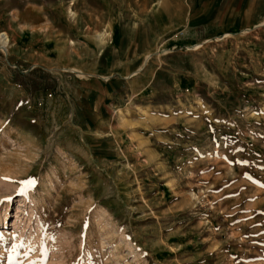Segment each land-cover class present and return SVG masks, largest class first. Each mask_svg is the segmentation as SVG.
<instances>
[{
    "label": "rangeland",
    "instance_id": "rangeland-1",
    "mask_svg": "<svg viewBox=\"0 0 264 264\" xmlns=\"http://www.w3.org/2000/svg\"><path fill=\"white\" fill-rule=\"evenodd\" d=\"M158 1L0 0V264H264V17L159 38L156 58L191 52L172 57L191 61L178 90L126 100L101 145L83 138L73 76ZM32 68L69 90L8 79Z\"/></svg>",
    "mask_w": 264,
    "mask_h": 264
},
{
    "label": "crops",
    "instance_id": "crops-1",
    "mask_svg": "<svg viewBox=\"0 0 264 264\" xmlns=\"http://www.w3.org/2000/svg\"><path fill=\"white\" fill-rule=\"evenodd\" d=\"M148 16L147 20L121 19L112 41L98 53L93 69L79 78L73 76L79 81L77 92L69 90L70 75H51V81L43 86V79L49 75L35 68L25 75L17 72L8 79L23 84L28 78L30 91L50 89L62 94L69 90L78 96V115L85 129L83 138L95 142L92 145H101L96 142L97 136L107 134L102 128L112 110L120 109L128 99L156 95L167 89L173 93L181 86L191 61H173L172 57L191 52L177 50L174 55L156 58L153 51L159 38L182 28V40L192 43L215 31L229 33L256 25L264 17V0H162L149 6ZM80 82L85 83L82 89Z\"/></svg>",
    "mask_w": 264,
    "mask_h": 264
},
{
    "label": "snow or ice",
    "instance_id": "snow-or-ice-1",
    "mask_svg": "<svg viewBox=\"0 0 264 264\" xmlns=\"http://www.w3.org/2000/svg\"><path fill=\"white\" fill-rule=\"evenodd\" d=\"M19 183H21L22 186L19 189L18 194H20V195H26L29 190H31V189H33L35 187L37 181H35V179H33V178H29L28 180L21 181ZM6 199L10 201L12 198L11 197H8ZM3 202L4 201L0 200V203H3ZM13 251H15V247L13 248Z\"/></svg>",
    "mask_w": 264,
    "mask_h": 264
},
{
    "label": "bare ground",
    "instance_id": "bare-ground-1",
    "mask_svg": "<svg viewBox=\"0 0 264 264\" xmlns=\"http://www.w3.org/2000/svg\"><path fill=\"white\" fill-rule=\"evenodd\" d=\"M0 42L3 43V44H6L7 42H9V38L6 35L5 32L4 33H0Z\"/></svg>",
    "mask_w": 264,
    "mask_h": 264
}]
</instances>
